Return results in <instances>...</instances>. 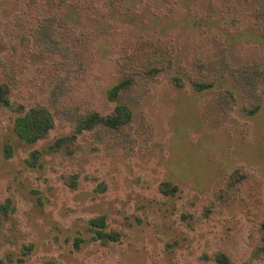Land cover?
I'll return each instance as SVG.
<instances>
[{
    "label": "rangeland",
    "instance_id": "obj_1",
    "mask_svg": "<svg viewBox=\"0 0 264 264\" xmlns=\"http://www.w3.org/2000/svg\"><path fill=\"white\" fill-rule=\"evenodd\" d=\"M51 5L63 17L61 41L79 55L67 82L72 110L108 117L123 107L142 140L97 143L84 133L79 150L60 160L48 150L75 133L70 126L55 119L34 142L15 133L19 106L52 111L40 72L59 56L32 37ZM150 43L174 66L142 101L112 97L131 73L125 62ZM224 57L264 69V0H0V86L14 104H0V205L15 207L0 211V264H218L216 252L231 264L254 261L252 237L264 224V107L247 114L232 75L203 92L191 82L196 63ZM222 90L233 94L231 111L216 102ZM239 170L261 182L217 198ZM64 174L84 187H68ZM165 182L178 191L165 195ZM101 216L120 241L94 240L89 221Z\"/></svg>",
    "mask_w": 264,
    "mask_h": 264
},
{
    "label": "trees",
    "instance_id": "obj_2",
    "mask_svg": "<svg viewBox=\"0 0 264 264\" xmlns=\"http://www.w3.org/2000/svg\"><path fill=\"white\" fill-rule=\"evenodd\" d=\"M49 12H51L49 15L40 17L32 37L44 51L59 56L54 64L45 66L40 72L41 82L47 92L52 111L41 105L26 109L19 106L17 110L21 108L22 111L14 123L15 133L23 140L34 142L48 133L55 125V119L59 120L63 126H70L75 133L59 138L48 150L49 155L56 156L60 160L64 157H71L79 150V148L77 149L79 144L76 143L77 136L84 133H89L97 143L111 144L116 142L121 145H133L134 141L142 140L140 137L131 135L129 128L130 113L123 107L118 109L113 116L108 117L102 116L97 111L82 113L72 110L69 102L70 87L67 82L71 78L73 64L79 61V55L61 41L58 27L62 21V15L55 10L53 5L49 7ZM147 47L143 51L141 50L136 58H130L125 62L131 73L112 89V97L121 96L123 93L129 101L135 103L142 101L147 96L151 82L155 80V77L174 66L175 59L169 51L151 43ZM192 71L191 82L197 91L210 90L220 80L232 75L243 89V108L246 113L253 116L264 107V92L261 86L264 83V69L258 63H245L235 67L224 57L210 62L200 61L193 66ZM9 94L8 85H1L0 104L7 108H14ZM233 99L232 93L222 90L218 94L216 102L223 110L231 111L233 110L231 107ZM102 138H106L108 141H100ZM252 176L243 170L236 171L232 174V178H229L227 183L225 182V188H219V192L217 190L216 197L219 196L222 197L221 199L228 200L230 197H223L227 190L236 193L242 184L249 183L253 186V183L261 182V180L256 181ZM62 178L65 184L72 189L84 187L79 181V177L74 174H64ZM101 191L104 189L101 188ZM162 191L169 196L175 194L178 188L172 183L165 182ZM14 210L15 207L9 199L0 205V211H3L6 216H9ZM89 225L94 232V240L98 241L100 245L118 242L123 236L122 232L117 229L108 231L105 216L91 219ZM252 238L257 245L254 251L256 257L254 261L264 260V224L259 226ZM81 242L80 239H76L75 246L78 248V243ZM215 259L218 264H231L229 257L223 252H216ZM254 261H248L245 264H257Z\"/></svg>",
    "mask_w": 264,
    "mask_h": 264
}]
</instances>
